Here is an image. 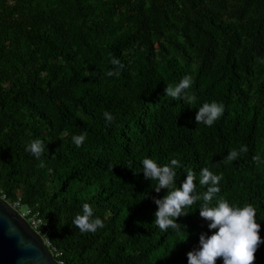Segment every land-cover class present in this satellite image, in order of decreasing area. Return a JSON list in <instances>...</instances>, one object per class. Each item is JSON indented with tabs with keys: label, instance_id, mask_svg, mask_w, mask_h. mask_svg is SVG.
Segmentation results:
<instances>
[{
	"label": "trees",
	"instance_id": "trees-1",
	"mask_svg": "<svg viewBox=\"0 0 264 264\" xmlns=\"http://www.w3.org/2000/svg\"><path fill=\"white\" fill-rule=\"evenodd\" d=\"M185 75L192 104L165 93ZM213 100L223 115L198 124ZM36 138L39 158L26 151ZM145 157L178 159L177 187L188 170L222 173L218 195L251 203L264 239V0H0V190L41 214L66 264H188L215 231L199 203L178 229L155 224L167 190L140 172ZM84 202L95 232L73 223Z\"/></svg>",
	"mask_w": 264,
	"mask_h": 264
},
{
	"label": "clouds",
	"instance_id": "clouds-1",
	"mask_svg": "<svg viewBox=\"0 0 264 264\" xmlns=\"http://www.w3.org/2000/svg\"><path fill=\"white\" fill-rule=\"evenodd\" d=\"M110 63L123 67L117 57H112ZM109 76L118 74L110 70ZM192 85V77L185 75L174 86L166 84V97L172 100H181L185 104H192L196 101L195 93L189 94L188 89ZM224 104L215 100L204 102L198 107L195 121L211 126L224 113ZM107 122L114 120L113 115L105 111L103 113ZM86 133L73 135L72 141L80 146L86 140ZM46 142L40 138L33 139L27 146L26 151L39 158L45 151ZM241 152L247 151L242 146ZM240 153L230 151L227 159L235 160ZM145 179L156 181L154 190L160 192L165 189L166 194L162 198H156L158 206L154 213V222L161 230L169 228L178 229L177 218L186 216L191 212L192 205L199 203V214L208 221L207 227L211 234L202 232L199 236V246L187 253L188 264H217V258L222 259V264H253L256 259L255 253L259 246L264 243L260 236L261 224L257 220L256 208L251 203H244L242 206L231 203L228 199L219 196L221 189L219 182L222 173L216 174L208 167L200 170L199 178L192 170H188L180 186H176L177 167L180 161L176 158L168 163L159 164L152 158L145 157L141 161ZM113 167V166H112ZM198 185L206 186V190L197 191ZM73 223L81 232H95L104 226L103 220L96 216L93 207L84 202L81 212L77 213Z\"/></svg>",
	"mask_w": 264,
	"mask_h": 264
},
{
	"label": "water",
	"instance_id": "water-1",
	"mask_svg": "<svg viewBox=\"0 0 264 264\" xmlns=\"http://www.w3.org/2000/svg\"><path fill=\"white\" fill-rule=\"evenodd\" d=\"M0 264H58L42 239L1 198Z\"/></svg>",
	"mask_w": 264,
	"mask_h": 264
},
{
	"label": "built area",
	"instance_id": "built-area-1",
	"mask_svg": "<svg viewBox=\"0 0 264 264\" xmlns=\"http://www.w3.org/2000/svg\"><path fill=\"white\" fill-rule=\"evenodd\" d=\"M0 198L4 200L13 210H15L24 219L33 231L42 239L45 246L51 252L54 260L58 264H66L62 260V253L54 247L51 240V229L48 223L42 218L39 212H35L33 209L28 208L22 204L21 200L10 203L7 201L6 196L0 190Z\"/></svg>",
	"mask_w": 264,
	"mask_h": 264
}]
</instances>
